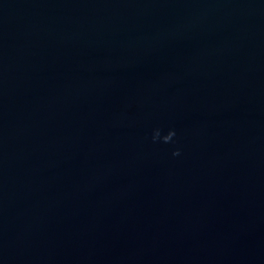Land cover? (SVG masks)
I'll use <instances>...</instances> for the list:
<instances>
[{
  "label": "water",
  "instance_id": "water-1",
  "mask_svg": "<svg viewBox=\"0 0 264 264\" xmlns=\"http://www.w3.org/2000/svg\"><path fill=\"white\" fill-rule=\"evenodd\" d=\"M0 264H264V0H0Z\"/></svg>",
  "mask_w": 264,
  "mask_h": 264
}]
</instances>
